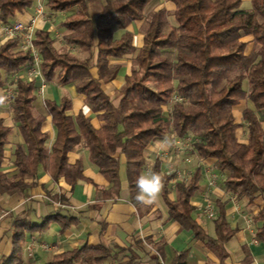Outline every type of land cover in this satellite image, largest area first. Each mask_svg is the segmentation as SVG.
<instances>
[{"label":"trees","instance_id":"obj_1","mask_svg":"<svg viewBox=\"0 0 264 264\" xmlns=\"http://www.w3.org/2000/svg\"><path fill=\"white\" fill-rule=\"evenodd\" d=\"M151 1L47 0V9L53 12L76 8L61 26L69 31L66 41L88 55L80 58L70 49L60 51L52 32L38 28L34 44L42 60V75L47 82L74 85L100 125H94L93 118L82 111L76 116L70 114L69 97L60 103L46 100L47 114L57 128V137L49 148V134L43 131L47 116L34 113L36 81L18 79L11 104L24 144L15 149L17 173L8 177L2 166L13 127L0 118V196L34 185L40 167L54 180L64 177L71 185L85 180L83 161L69 162V154L83 145L89 161L111 183L103 191L105 197L120 195L125 159L131 200L140 206L136 181L139 176H146L150 146L171 135L184 138L191 133L201 138L196 143L198 154L203 159H215L218 168L227 172L224 184L231 193L250 203L264 195V0H252L249 10L242 8L243 0H172L173 11L163 7L149 18L145 10ZM32 5L33 0H0L1 23H10L18 12ZM92 5L100 7L95 15ZM171 17L177 25L171 23ZM145 19L148 23L143 31V45L138 48L134 44L135 33L129 27ZM117 29L123 31L120 37H116ZM246 36L251 37L250 52ZM135 53L136 65L113 97L104 84L116 80L123 67L121 61ZM34 65L32 52L21 49L19 39H8L0 45V87L4 85L3 71L11 74ZM176 94L187 99L190 106L177 102L173 111L166 114L165 106ZM244 99L253 104L243 112L247 140L239 138L241 124L234 115L235 107ZM162 164L156 157L150 173L162 177L169 219L192 231L221 259L227 258L224 244L232 238L233 230L225 202H218L215 237L192 216L191 201L200 189L202 168L197 167L188 181L175 184L177 197L172 199L175 174L163 171ZM258 218L263 224L257 236L264 242V207ZM52 221L59 222L62 230L76 223L74 217L61 212L47 215L41 223L24 214L11 215V251L1 256L0 264H24L27 234L48 227ZM159 251L163 253L160 248ZM186 255L178 254L175 264H185ZM111 256L104 244L84 245L58 253L46 264L99 263Z\"/></svg>","mask_w":264,"mask_h":264},{"label":"crops","instance_id":"obj_2","mask_svg":"<svg viewBox=\"0 0 264 264\" xmlns=\"http://www.w3.org/2000/svg\"><path fill=\"white\" fill-rule=\"evenodd\" d=\"M163 1L165 4L159 5L155 0H152L146 7V16H148L146 12L149 7L155 8L154 13L163 7L170 11L175 9L172 0ZM34 2L35 0H33ZM244 3L247 4L246 10L252 7V0H243ZM45 5L47 12V0H45ZM31 13V8L18 12L12 21H28ZM61 22L59 23L62 34L61 44H64L67 49L73 52L75 49L78 50L79 54L82 55L81 49L72 47L66 41L65 35L69 31L61 26ZM50 26L48 22L40 21L38 28L51 31L57 38L58 33L54 32V27ZM131 26L129 29L133 31ZM7 40L8 38L1 30L0 21V45ZM57 43L56 40L55 45L58 48ZM134 44L138 48L143 45V34L138 37L135 33ZM75 54L78 55L77 52ZM86 57L83 56V58ZM23 70L11 74L3 71L4 85L0 87V98H2L0 100V118H3L7 125L13 127L10 142L5 149V161L2 166V170L8 177H12L17 173L14 164L16 159L15 149L18 144H24V139L14 122L11 104L16 83L13 86L14 93H11L7 98L6 76H15L16 81L20 78L23 79ZM93 72L96 73V70L94 69ZM116 80L104 84L105 90L110 95H112L110 88ZM35 81L37 99L34 102V113L47 116L43 124V131L49 134L47 141L49 148H51L57 137V128L53 125L52 117L47 114L46 100L60 103L64 97H69L72 100L70 114L76 116L82 111L93 118L94 125H100V120L85 103L84 96L78 94L74 85L60 86L53 81L47 82L43 75L37 76ZM38 88L42 95H38ZM39 96L43 98L45 106L44 109L36 113L35 108L38 105ZM176 139V143L181 142L180 139ZM169 140L170 138L159 140L148 149L155 154V158L159 157L162 160V169L165 172L173 171L166 169L168 154L165 148ZM78 160L83 161V174L86 179L80 180L75 185L69 184L64 177L54 180L43 167H40L34 185L24 191H16L14 194L0 196V258L11 251L12 242L9 235L11 215L24 214L33 222L41 223L47 215L61 212L64 215L74 217L76 223L66 230H62L59 222L52 221L48 227L28 233L24 249V264H31L30 256H33L31 258L37 261L36 264H46L58 253L80 248L84 245L99 244L109 247L112 254L110 258L99 263L79 261L75 264H175L177 255L183 252L187 253L185 264H264V242L257 236L263 224L258 215L264 207V195L250 203L247 198L238 197L236 194L231 193L224 184L225 178L221 181L215 180L214 176L221 175L223 177L224 173H204L202 168L201 186L191 201L194 206L192 216L210 236L215 237V219L219 215L218 202H225L227 218L230 229L233 230V236L224 244L228 254L227 258L221 259L207 247L204 241L196 238L192 231L182 228L180 223L169 219V209L163 198L162 190L152 204L136 206L132 202L125 173V159H123L121 169L122 185L120 195L117 198L104 196L103 191L108 190L111 183L89 161L88 151L83 145L78 146L69 154L71 164ZM206 162L208 160L203 161V163ZM174 174L175 178L171 184L172 192L170 195L172 199L177 197L175 184L179 181H188L193 173ZM27 181L33 183L34 179H28ZM209 201L213 203L217 212L216 218H210L205 210ZM32 247L33 253L30 254L28 248ZM159 248L163 251L162 254Z\"/></svg>","mask_w":264,"mask_h":264},{"label":"rangeland","instance_id":"obj_3","mask_svg":"<svg viewBox=\"0 0 264 264\" xmlns=\"http://www.w3.org/2000/svg\"><path fill=\"white\" fill-rule=\"evenodd\" d=\"M165 1H170V0H165ZM156 3H158L159 5L161 4H165V2L163 0H155ZM152 6V5H151ZM243 9H247V4L244 3L242 5ZM151 9V10H150ZM100 10L99 6H95L92 5L91 6V12L93 15H95L98 11ZM76 11V8H73L69 11H64V12H53L49 9H47V12L45 13V19L44 22H48L49 25H51L50 27H54L53 31L58 33V36L56 38V40L58 41L57 46L58 49L60 51H64L67 50V46H65L64 44H61L62 41V34L60 32V28H59V23L70 13H73ZM155 11V8H148L147 12L148 13V17L150 18L153 13ZM147 23H148V19L142 20V21H136L132 24L131 28L133 29V31L138 35V37L143 34L144 29L147 27ZM171 23L173 25H177L175 19L172 17L171 18ZM123 33V31L121 30H116V37L121 36V34ZM244 40L246 41H251V37L246 36L244 37ZM137 43V42H136ZM252 48V43L250 42L248 45V52H250ZM75 51L78 53V56H80L81 58H83V56H87L88 53L86 51L80 50V52H83V54H79V51L75 49ZM74 51V53H76ZM135 54H131V55H127L124 57V59L122 60L123 63V68L121 71V74L119 76V78L113 83V86L110 88L111 89V93L113 96H116L119 93L120 88L122 87V85L125 82V75L128 73H131L132 68L136 65V61H135ZM36 66H31V67H26L23 70L24 73V78L25 80H29L30 79V72L33 70V68H35ZM16 77L9 75L6 76V87H7V98L9 97V95L11 93H14V85L17 82L16 81ZM149 83H153L152 79H147L146 80ZM54 83L58 84L57 80L53 81ZM59 85V84H58ZM245 88L248 89L249 88V84L246 82L245 83ZM38 95H42V92L40 91V89L38 88ZM177 102H182L184 103L185 106H190V103L187 99L181 97L180 95H175L174 98L172 99V101L165 106V112L166 114H170L173 109L174 106ZM44 101L43 98L41 96H39V102L38 105L35 108V112L38 113L40 110L44 109ZM253 107L252 102H250V100L248 99H244L238 106L235 107L234 109V115L236 118V122L241 124V127L238 129V136L241 140H247V136H248V129H247V124L243 118V112L245 110L246 107ZM170 140L168 142V144H166V148L165 151L168 154V166L166 167V169L168 170H173L172 172L174 173H193L195 171V169L197 167H201L203 168L204 173H227L223 170H221L220 168H218V166L215 163V159H203L197 152L196 150V143L199 142L201 140L200 137H198L195 134H189L188 136L184 137V138H180V137H176L174 135H171ZM176 138L180 139L181 142L176 143L175 141L177 140ZM155 160V154L151 153L150 150L147 151V166H146V171L145 173H147V175L150 173V168L153 164V161ZM206 163H203V161H207ZM223 175V174H222ZM215 180H223L225 178V174L223 175V177L221 175H218V177L214 176ZM35 247V245H34ZM25 249V246H24ZM33 249V247H32ZM33 256H30V261L31 264H36V260H33L34 258H31Z\"/></svg>","mask_w":264,"mask_h":264},{"label":"built area","instance_id":"obj_4","mask_svg":"<svg viewBox=\"0 0 264 264\" xmlns=\"http://www.w3.org/2000/svg\"><path fill=\"white\" fill-rule=\"evenodd\" d=\"M31 17L28 21H11L8 24L1 23V30L8 39H19L20 47L23 50L31 51L35 58V68L30 72V80H34L37 76H41V57L38 53L34 41L36 38V31L40 21H44L46 5L45 0H35L31 7ZM206 212L210 218H216L217 212L214 205L209 201L206 205ZM30 254L33 253L32 248H28Z\"/></svg>","mask_w":264,"mask_h":264},{"label":"clouds","instance_id":"obj_5","mask_svg":"<svg viewBox=\"0 0 264 264\" xmlns=\"http://www.w3.org/2000/svg\"><path fill=\"white\" fill-rule=\"evenodd\" d=\"M136 186L138 188L137 201L145 205L152 204L162 190V177L155 172L149 173L146 176L141 175L137 178Z\"/></svg>","mask_w":264,"mask_h":264}]
</instances>
